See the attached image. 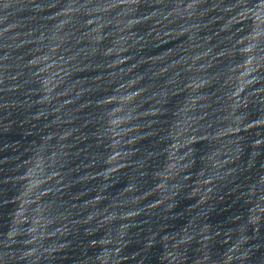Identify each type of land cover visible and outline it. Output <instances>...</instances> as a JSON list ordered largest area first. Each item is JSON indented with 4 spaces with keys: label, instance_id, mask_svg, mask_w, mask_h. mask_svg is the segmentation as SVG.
Listing matches in <instances>:
<instances>
[{
    "label": "water",
    "instance_id": "obj_1",
    "mask_svg": "<svg viewBox=\"0 0 264 264\" xmlns=\"http://www.w3.org/2000/svg\"><path fill=\"white\" fill-rule=\"evenodd\" d=\"M0 264H264V0H0Z\"/></svg>",
    "mask_w": 264,
    "mask_h": 264
}]
</instances>
